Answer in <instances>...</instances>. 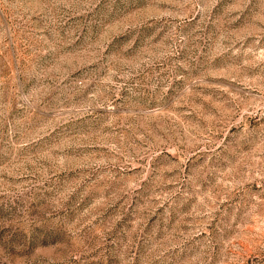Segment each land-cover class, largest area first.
<instances>
[{
    "label": "rangeland",
    "instance_id": "obj_1",
    "mask_svg": "<svg viewBox=\"0 0 264 264\" xmlns=\"http://www.w3.org/2000/svg\"><path fill=\"white\" fill-rule=\"evenodd\" d=\"M0 264H264V0H0Z\"/></svg>",
    "mask_w": 264,
    "mask_h": 264
}]
</instances>
